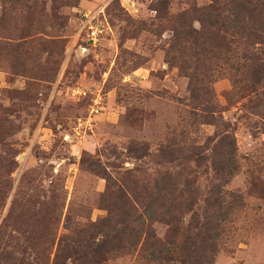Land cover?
I'll use <instances>...</instances> for the list:
<instances>
[{"label": "rangeland", "instance_id": "374dc122", "mask_svg": "<svg viewBox=\"0 0 264 264\" xmlns=\"http://www.w3.org/2000/svg\"><path fill=\"white\" fill-rule=\"evenodd\" d=\"M227 133L241 205L201 254L264 264V0H0V264H196L183 227L222 180L194 159ZM164 174L166 203L202 194L178 234L149 221L154 260L114 234Z\"/></svg>", "mask_w": 264, "mask_h": 264}, {"label": "trees", "instance_id": "16d2710c", "mask_svg": "<svg viewBox=\"0 0 264 264\" xmlns=\"http://www.w3.org/2000/svg\"><path fill=\"white\" fill-rule=\"evenodd\" d=\"M252 15H248V19H251ZM237 34L251 36L255 34V28L253 25H247L244 23H239L235 26ZM254 30V31H253ZM257 30V29H256ZM254 55V54H250ZM258 77L261 76L260 73H257ZM225 138L219 137L213 142L212 147L210 148L211 153L206 154V147H202L200 153L196 154L197 159H194V162L198 164H203L204 162L209 163L208 168H211L213 171L214 177L222 180L220 183L214 184L208 191L202 194L199 187H188L187 184L183 185V190L178 191L175 197L171 198L169 203H166L163 199L165 193L172 194L176 191V186L170 181V175L164 174V176L155 183V192L156 197L153 200H149L144 204L143 210L141 213L136 215L129 220L122 219L120 227L116 230L114 237L120 238L126 234L128 228H130V223L134 222L137 226V229L134 231V237L140 238L144 235V238L147 239L146 242L151 241L150 246L147 248L150 258L158 260L162 254V248L158 246V240L155 237V234L151 230L149 221L159 220L167 225H169L171 233L173 235L180 232L179 225V211L183 210V213L186 211L193 210L194 205L197 204V199L199 194L203 196L204 206L201 209L202 212L199 214L194 210L192 211L191 221H195V224L189 222L186 227H183V236L181 247L186 252H193L197 250L195 257H191L196 264H209L210 261L205 255H202L201 252L203 245L207 246L210 244L213 247V238L219 235V230L221 224L227 219L228 214L237 206L241 205L240 195L233 192H228L223 189V183L227 182V177H229L233 170L235 169V143L233 137L227 133ZM226 139V140H224ZM209 160V162H208ZM201 192V193H200ZM178 203H174L175 200H178ZM202 198V197H201ZM183 199V200H182ZM108 221V218L103 219L99 223H104ZM98 224H95L97 226ZM212 230L213 233H210ZM81 238L73 240V244L84 245L91 247V243L80 236ZM145 242V243H146ZM212 242V243H211ZM4 258V257H3Z\"/></svg>", "mask_w": 264, "mask_h": 264}]
</instances>
